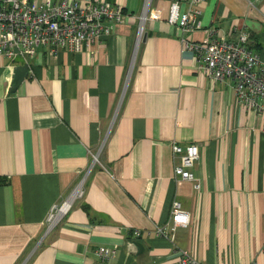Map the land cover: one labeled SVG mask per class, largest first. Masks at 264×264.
I'll use <instances>...</instances> for the list:
<instances>
[{
	"label": "crops",
	"instance_id": "1",
	"mask_svg": "<svg viewBox=\"0 0 264 264\" xmlns=\"http://www.w3.org/2000/svg\"><path fill=\"white\" fill-rule=\"evenodd\" d=\"M107 1L128 16L101 40L0 55V264H166L179 249L205 264H264L263 115L198 69L168 19L172 0ZM177 1L199 10L189 39L245 27L264 52V0ZM173 143L196 144L198 188L174 174ZM175 200L188 223L157 233Z\"/></svg>",
	"mask_w": 264,
	"mask_h": 264
},
{
	"label": "built area",
	"instance_id": "2",
	"mask_svg": "<svg viewBox=\"0 0 264 264\" xmlns=\"http://www.w3.org/2000/svg\"><path fill=\"white\" fill-rule=\"evenodd\" d=\"M189 1L197 3L199 0ZM169 7L168 19L180 26L184 33L182 40L194 51L198 69L214 81L231 80L236 103L259 112L264 119V52L254 48L248 29L240 28L234 39L211 32L203 40L193 41L187 35L200 26L196 17L199 10L180 11L177 0H172ZM127 16L120 4L107 0H0V55L8 58L25 56L41 43L48 44L50 52L61 47L78 50L101 40ZM171 147L178 159L174 162V174L192 181L198 188L199 180L190 170L198 156L196 144L181 146L173 143ZM68 206V199L53 205L46 218L50 221L49 226ZM171 220L169 228L158 227L156 232L167 234L175 225L188 223L189 215L177 200L172 202ZM134 232L138 234V230ZM97 251L106 256L114 249L99 246ZM166 264L205 263L186 249H179L176 258Z\"/></svg>",
	"mask_w": 264,
	"mask_h": 264
},
{
	"label": "water",
	"instance_id": "3",
	"mask_svg": "<svg viewBox=\"0 0 264 264\" xmlns=\"http://www.w3.org/2000/svg\"><path fill=\"white\" fill-rule=\"evenodd\" d=\"M27 65L15 67L14 73L12 76L11 89H15L20 81L26 76Z\"/></svg>",
	"mask_w": 264,
	"mask_h": 264
},
{
	"label": "bare ground",
	"instance_id": "4",
	"mask_svg": "<svg viewBox=\"0 0 264 264\" xmlns=\"http://www.w3.org/2000/svg\"><path fill=\"white\" fill-rule=\"evenodd\" d=\"M144 16H145L144 13H142V14L139 16V18H140L139 31L141 30V27H142V21H143V19H144ZM52 224H53V223H51V225H52Z\"/></svg>",
	"mask_w": 264,
	"mask_h": 264
},
{
	"label": "rangeland",
	"instance_id": "5",
	"mask_svg": "<svg viewBox=\"0 0 264 264\" xmlns=\"http://www.w3.org/2000/svg\"><path fill=\"white\" fill-rule=\"evenodd\" d=\"M46 223H47V227H49V225H50V221H46Z\"/></svg>",
	"mask_w": 264,
	"mask_h": 264
},
{
	"label": "trees",
	"instance_id": "6",
	"mask_svg": "<svg viewBox=\"0 0 264 264\" xmlns=\"http://www.w3.org/2000/svg\"><path fill=\"white\" fill-rule=\"evenodd\" d=\"M0 182H4L3 179H0Z\"/></svg>",
	"mask_w": 264,
	"mask_h": 264
}]
</instances>
